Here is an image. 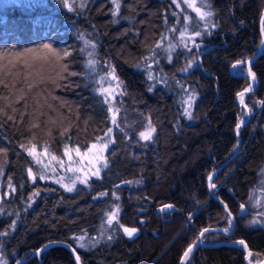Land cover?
<instances>
[{
    "label": "trees",
    "instance_id": "trees-1",
    "mask_svg": "<svg viewBox=\"0 0 264 264\" xmlns=\"http://www.w3.org/2000/svg\"><path fill=\"white\" fill-rule=\"evenodd\" d=\"M118 2L114 17L111 0H68L72 10L63 0H0V233L7 232L0 235V259L14 264L43 243L60 240L75 248L81 264H180L203 228L227 227L226 204L234 217L232 231L207 233L185 264H246V250L225 243L241 239L253 253L249 261H261L264 223H251L257 217L249 208L254 202L250 189L264 163V48L249 65L255 81L246 74L247 64L235 70L233 65L248 60L261 46L264 0H208L217 27L202 42L197 37L200 47L191 53L177 48L171 63L158 49L153 74L168 83H156L152 91L148 88L155 82L135 65L145 63L143 58L162 34L179 37V31L168 29L173 24L182 28L184 15L173 13L186 6L178 8L172 0ZM196 4L200 7L201 0ZM187 14L189 23L198 21L192 9ZM177 19L182 23L176 24ZM81 34L97 44L100 63L91 78L81 75L88 59L79 51L86 47ZM45 44L59 56L44 49ZM65 50L70 55L64 56ZM87 51L93 49L88 46ZM191 56H198L196 63L181 72ZM104 61L115 66L126 85L127 94L114 102L122 109L119 120L136 111L134 124L120 123L123 132L111 124V114L93 91L101 87L96 81L107 68ZM177 81L196 92L191 119L183 115L180 101L185 93ZM249 85L253 90L244 94L242 104L237 94ZM147 117L156 127L149 142L138 136ZM241 119L245 123L237 135ZM109 127L114 143L104 151L108 167L99 164V177L76 183L72 192L40 179L33 156L21 147L34 144L41 152L47 146L48 154L61 158L65 145L86 151ZM213 170L216 195L208 186ZM165 204L174 208L161 212ZM114 205L120 209V225L139 229L133 237L115 222L113 227L106 223ZM85 234L88 246L81 248L73 237ZM24 264L38 260L33 257ZM41 264L75 263L68 249L52 246L41 254Z\"/></svg>",
    "mask_w": 264,
    "mask_h": 264
},
{
    "label": "snow or ice",
    "instance_id": "snow-or-ice-1",
    "mask_svg": "<svg viewBox=\"0 0 264 264\" xmlns=\"http://www.w3.org/2000/svg\"><path fill=\"white\" fill-rule=\"evenodd\" d=\"M111 2L114 5V10L112 12V15L114 17H116L119 14L120 3L118 2V0H111ZM63 3L65 4L66 7L69 8V10H72V5L68 4V0H63ZM172 3L178 8H180L181 3H183L186 6L185 8H181L180 13H173L174 16H179L181 14L184 15V22H183L182 28L178 30L175 27V24H173V26H171L168 29L169 33H176L177 31H179V37L177 38V37L173 36L170 39L168 36H165L162 34L160 41L154 46V48L150 49V55L143 58L145 63L141 64V63L137 62V64L135 65L136 68L146 69L148 81H154L155 82V83L150 84L148 91H152L156 87V83L164 84V85H166L168 83L167 79L158 78L157 76H155L153 74L152 64H157V65L159 64V59H157V57L159 55V53L157 51L158 49L163 52L164 58L167 59L169 63H171L172 62V54L176 51L177 48L185 49L188 53H191L193 47H195L197 49L200 47V43L197 42L196 38L200 37L201 42H202L203 38L205 36L212 34L210 29H214L217 27V24L215 22H213V20L211 19L214 15V12L211 10V4L208 3V0H201V6L200 7L197 6L196 0H172ZM79 6L82 8V7H85V4L82 2ZM205 8H207L208 10H204ZM187 9H192L196 13V15L198 17V21L189 23L190 21H192V17L187 14ZM114 22H118V21H114ZM201 22L203 25L202 27L200 26ZM165 23H167V17H165ZM175 23L180 24L182 22L179 19H177ZM80 39L84 40L86 47L79 49V51L80 52H86L87 57H88V59H86V61H85L86 71L81 73V75H83L86 78H91L92 73H95L97 71V66L100 63L95 58V51L94 50L97 48V44L94 40L85 39L83 34H81ZM166 40L169 41L167 43V45H165ZM172 40H177L178 42L173 43ZM88 46H90L93 49V51H87ZM43 48L46 50H49L53 54L59 56V53H57L56 50L53 49L50 44L43 45ZM63 55L68 56V55H70V53L67 50H65L63 52ZM197 59H198V56H191L189 59L186 60L184 66L180 69V71L185 72V73L188 72V70L190 68H192L193 64L196 63ZM104 63L107 64V68L103 70L104 74L99 76V79L96 81V83L100 84L101 87L95 88V89H93V91L99 95V97L101 98L100 102L106 106L107 112L111 113V115L108 117L111 124L114 125L116 128H118L121 132H123L124 129L120 128V125L117 122V114L120 112V109L114 108V102L116 101L117 97H122V96L127 94L126 85H125L124 81H122L119 78V76L117 75L115 66L113 64H111L109 61H104ZM246 63H249V65H250L249 61L238 60L233 65V67H236L237 65H243ZM64 70L65 71L67 70V65H64ZM248 71H249V74L251 75L252 80L255 81L256 76H255V73L251 72L250 66H249ZM71 75H76V73H69V76H71ZM105 84H107V87L103 86ZM177 84L180 85V88L185 93V95L181 97V101H180L182 106H183V115L186 116L188 119H191L192 118V108H193V105L195 104V100H196V92H195V90L189 91L187 88L184 87L183 84H180L179 81H177ZM252 90H253L252 86L249 85V87L246 88L244 90V92L237 94L240 97V102L242 104H243L244 94L246 92H251ZM261 103H264V101H261ZM245 107H247V106L245 105ZM146 119H147V123L144 126V130L140 131L138 133V136H139V140L149 142V141L153 140V136L156 132V127L152 123L151 117H147ZM243 123H244V120L241 119L240 122L236 125L237 135H239V129ZM65 131H67V130H65ZM112 133H113V128L109 127L107 129V131L104 133L103 137H97L96 138L97 143H94L91 146H88V148H87V151L89 153H92L94 150H96L98 155H96L94 157V159H95L96 163L100 164V166L103 168L108 167L107 159L103 155V153L108 148V145L110 143H114ZM21 147L24 148L25 151H27L29 155L33 156V159L36 161L37 164H42L44 168H48L47 164H43V161L40 158L41 154L36 153V151H35L36 145L33 144L30 148L26 147L25 145H21ZM2 151H4V150L0 149V152H2ZM72 152H75V155L77 157H81V152H80V149L78 146L75 149H70L67 145H65L63 155L68 157L69 167L67 170L68 171H74V172H83V168H73L71 166L72 161H73ZM46 153H47V146H45V150H44V154H46ZM55 159H56V157L53 156L52 160H55ZM50 162L51 161H49V163ZM90 163H91V161H90ZM59 166L61 168H63L64 162L59 161ZM100 170H101L100 167H95V170L91 173V175L99 177ZM28 173H29L32 181L35 182V180L37 179V176L32 173L31 168L28 169ZM215 174H216V170H213V172L209 173V175H208V182H209L208 186L211 190H213L212 191L213 195H216L215 189L217 188V185L212 182L213 176ZM45 178H46V175L44 173H41L40 179H45ZM77 180H79L81 183L87 184V182H88L87 174H85L84 177L76 176L74 179H72L70 184H65L63 177L59 178L57 180V183L62 184V186L68 192H72L75 190ZM124 183H133V181H125ZM136 183H139V181H136ZM9 186L11 187V185H9ZM13 191H15L14 188H13ZM261 191L264 192V187L261 188ZM37 195H39V192L33 193L34 197ZM106 195H107V193H100V196H106ZM113 195L115 196V193H113ZM117 199H118V197H117ZM256 204H258V205L261 204V201L256 200ZM245 207H246L245 204H240L241 209H245ZM173 208H174V205L165 204L161 207L160 211L163 212L166 209H173ZM2 211H3V209H0V212H2ZM119 211H120L119 206L114 205V210L112 212L107 213L108 218L106 220V223L110 227H113L114 222H115V224L118 225L122 229L123 233L131 238L134 236V234H136L139 231V229L129 228V227H125L123 225H120L119 224ZM224 211H225V216L223 217V219H224L225 223L227 224V227H223L220 229H215V228H211V227L203 228L198 233V235L196 236L195 241H193V243L190 244L188 246V248L184 251L183 257H184L185 261L189 258L190 254L193 252V249L198 247L199 244L204 242V240L206 239L207 233H209V232L215 233L217 231L222 232V233H229L231 231V229L234 227V223H233L234 217L232 215L231 210L227 207L226 204H224ZM256 217H257V219L252 221L251 223H256V222L264 223V212H257ZM189 219H191V213L189 214ZM14 227H15V222H13V224L10 225L9 230H11ZM0 235H7V232L0 233ZM102 236H103V234H102ZM85 238H86V234L73 237V239L79 244V246L81 248H85L88 246L84 243ZM107 239L111 240L112 236H108ZM96 242H98V241H96ZM233 243L238 244L239 246H241L242 249H247V243L243 239L238 240V241H233ZM92 246H94V243ZM47 247H48V245H45L44 248L40 249L39 251L42 252ZM72 251L75 253V249H72ZM0 255H2V254H0ZM252 255H253L252 251L248 250V257L251 258ZM75 259H76V261H79L80 260L79 255H76ZM0 264H5V261L0 259ZM17 264H19V261H17Z\"/></svg>",
    "mask_w": 264,
    "mask_h": 264
},
{
    "label": "rangeland",
    "instance_id": "rangeland-1",
    "mask_svg": "<svg viewBox=\"0 0 264 264\" xmlns=\"http://www.w3.org/2000/svg\"><path fill=\"white\" fill-rule=\"evenodd\" d=\"M264 22V19H263ZM262 30H263V26H262ZM263 36H264V31H263ZM236 67H233V70H235ZM107 87V85H106ZM118 99V98H117ZM237 100L240 102V97L237 96ZM241 103V102H240ZM114 108H119L120 111L121 106H117ZM120 113V112H119ZM119 113L117 114V122L120 125V123H126L124 126H129L131 124H134L135 119H137V115H136V111L134 110V113L131 114H124L123 119L130 117L128 119H126V121H121L119 120ZM111 114V113H110ZM129 124V125H127ZM97 143V142H95ZM94 144V143H93ZM81 152V157H77L75 155V152H72V157H73V161L71 166L73 168H83V172H74V171H68V167H69V162H68V157L63 155L61 158L56 157L55 160H52L53 155H50L48 153L44 154V151L41 152H37V154H41L40 158L43 161V164H47L48 168H44L42 164H37L36 161L33 159V161L37 164L36 168H37V172L38 174L44 173L46 175L45 180L47 182H51L54 184H57L61 187L62 184L57 183V180L61 177H63L64 183L65 184H70L72 179H74L76 176H81L84 177L85 174H87V178L89 177H93V175H91V173L95 170V167H99V164L96 163L94 157L96 155H98V153L96 152V150H94L92 153H89L87 150L86 151H80ZM104 155V153H103ZM49 161H51L49 163ZM59 161H63L64 162V167L61 168L59 166ZM91 161V163H90ZM80 182L79 180H77L76 183ZM264 187V163L261 166V168L258 171V178H257V182L254 184L253 187H251L250 189V195L251 197H253V204L252 206L249 208V210L253 213H257V212H264V203L261 204H256V200H260L263 201L264 200V192L261 191V188ZM64 188V187H63ZM246 209H248L246 207ZM258 262H260L259 260H254V261H249V264H257Z\"/></svg>",
    "mask_w": 264,
    "mask_h": 264
},
{
    "label": "water",
    "instance_id": "water-1",
    "mask_svg": "<svg viewBox=\"0 0 264 264\" xmlns=\"http://www.w3.org/2000/svg\"><path fill=\"white\" fill-rule=\"evenodd\" d=\"M263 19H264V9H263V12H262V14H261V18H260V28H261V34H262V36H263V30H262ZM213 46H214V45H211V46L207 47V48L205 49V51H206L207 49L213 47ZM263 48H264V36H263V41H262V43H261V46L258 48L257 52H256L254 55H252V56H251L248 60H246V61H249V62L251 63L252 60H253V59H254V58H255V57H256V56L262 51ZM246 64L248 65V69H249V63H246ZM248 69H247V71H246V74L250 75ZM242 92H244V90H243ZM246 93H247V92H246ZM244 123H245V122H244ZM239 148H240V140H239V144H238V146H237V149H236L235 153L232 155V157L236 156V154H237ZM232 157H231V158H232ZM233 223H234V221H233ZM215 229H218V228H215ZM232 229H233V228H232ZM232 229H231V231H232ZM231 231H230V232H231ZM230 232H229V233H230ZM229 233H225V234H229ZM235 241H238V240H235ZM225 243L231 244V243H233V241H228V242H225ZM218 244H219V243H218ZM218 244H213V245H218ZM45 245H48L47 248L52 247V246H62V247H65V248L68 249L69 252L72 254L73 259H74V263H75V264H81V259H80L79 261H76V259H75V256H76V255H79V253H78L76 250H75V253L72 251V249H75V248H74L71 244H69L68 242H66V241H60V240H50V241H47V242L43 243L38 249H36L35 251L31 252L28 256H25V257H23V258H19V259H17V260L15 261L14 264H17V261H19V264H24L25 262H27L28 260H30V259L33 258V257H36L37 260H38V264H41V254H42L44 251L41 252V251H39V250L42 249V248H44ZM47 248H46V249H47ZM245 250H246V264H249V263H248V262H249V257H248V250H249V248L247 247V249H245ZM79 257H80V256H79ZM180 264H185V260H184L183 255H182V257H181ZM257 264H264V258H263L259 263H257Z\"/></svg>",
    "mask_w": 264,
    "mask_h": 264
},
{
    "label": "bare ground",
    "instance_id": "bare-ground-1",
    "mask_svg": "<svg viewBox=\"0 0 264 264\" xmlns=\"http://www.w3.org/2000/svg\"><path fill=\"white\" fill-rule=\"evenodd\" d=\"M259 263V262H258Z\"/></svg>",
    "mask_w": 264,
    "mask_h": 264
}]
</instances>
